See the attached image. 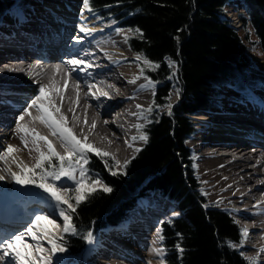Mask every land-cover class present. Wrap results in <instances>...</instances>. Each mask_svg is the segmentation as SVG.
<instances>
[{
  "label": "bare ground",
  "instance_id": "1",
  "mask_svg": "<svg viewBox=\"0 0 264 264\" xmlns=\"http://www.w3.org/2000/svg\"><path fill=\"white\" fill-rule=\"evenodd\" d=\"M25 7L22 10L21 6H11L0 19V63L10 62L0 69V100H5L0 102V155L7 148L3 138L18 149L8 157V163L0 160V176L4 177L0 180V238L24 232L35 215L54 211V203L49 205L44 196L32 198L33 193L19 194L17 183L8 171L11 168L19 173L20 168L12 158L25 164L28 155L16 142L9 140L14 131H18V123L48 137L56 151L65 154V146L59 136H53L44 124L33 122L27 115L23 121L19 120L24 115L23 109L39 95L42 84H49L52 79L56 81L62 95L55 92L49 95L78 140L84 141L87 137L86 143L112 152L121 162L131 155L139 142L132 137L140 135L137 126L143 124L141 112L147 118L151 115L147 110L158 104L153 101V86L141 88L150 79H145L143 73L123 67L127 59L120 50L119 39L110 36L113 27L101 28L98 22L89 19L90 11L68 5L64 0H29ZM82 26L92 32L86 35L80 31ZM25 53L36 57V61L32 63L25 59ZM72 56L83 58L92 66L85 72L71 73L65 85V72L69 66L64 62ZM56 64L62 65L59 73H55ZM133 79L136 82L130 83ZM89 85L94 87L89 89ZM101 92L108 95L103 96ZM28 111L33 116L38 114L34 107ZM195 119L202 122L203 129L200 136L196 135L190 141V146L197 152V165L201 180L206 184L207 195L215 203L233 206L236 212L235 206H238L240 216L247 221L244 226L250 230V235L245 237L250 245L246 244L244 249L252 257L256 256L259 264H264V251H261L264 249V116L247 110H226L218 117ZM157 198L162 201H157ZM55 211L57 214L52 218L62 222L58 209ZM177 211L174 204L157 193L139 197L136 206L128 211L127 222L114 231H108V234L117 232L115 236L118 238L115 240L102 235L93 252V263L158 264L153 255L143 257L140 250L143 243L140 242L144 241L139 242L132 237L127 242L123 240L124 236L129 233L142 238L148 236L147 233L165 215L173 216L178 214ZM55 231L60 235L62 227ZM25 241L34 243L29 236H25ZM43 243L48 245L47 241ZM15 247L25 251L22 244ZM53 258L54 264L70 262L63 252Z\"/></svg>",
  "mask_w": 264,
  "mask_h": 264
},
{
  "label": "trees",
  "instance_id": "2",
  "mask_svg": "<svg viewBox=\"0 0 264 264\" xmlns=\"http://www.w3.org/2000/svg\"><path fill=\"white\" fill-rule=\"evenodd\" d=\"M229 1L90 0L92 13L129 33L126 45L133 56L140 54L159 65L142 67V75L164 82L169 74L166 61L173 63L178 96L171 115L164 112L149 118L143 131L148 140L126 169L115 166L110 156L101 159L87 153V174L112 191L97 186L96 191L85 192L87 198L72 215L77 233L64 236L69 254H81L87 232L95 235L103 226L120 223L139 196L153 192L167 197L181 213L161 225L166 264H248L238 248L241 229L226 210L205 202L185 145L195 130L192 115L218 107L223 88L241 99H252L264 87V63L258 67L249 55L256 48L264 60V0H238L246 13L239 16L243 37L222 15ZM14 3L0 0V16ZM168 90L166 83H159L153 101L167 104ZM105 161L117 175L111 174ZM52 163L58 161L53 158Z\"/></svg>",
  "mask_w": 264,
  "mask_h": 264
},
{
  "label": "snow or ice",
  "instance_id": "3",
  "mask_svg": "<svg viewBox=\"0 0 264 264\" xmlns=\"http://www.w3.org/2000/svg\"><path fill=\"white\" fill-rule=\"evenodd\" d=\"M83 2L88 11H93L90 6V0H83ZM80 31L84 32L86 35L92 32V30L88 29L86 26H82ZM135 31L139 32V29H136ZM136 58L137 60L142 59L144 64L150 65L153 68L159 67L158 64H154L152 61L148 60L147 57H142L140 54H137ZM64 64L69 66L65 72V85H67L68 78H70L71 73L85 72L87 68L92 66L83 58H77L76 56H72V58L66 60ZM61 69V64L54 65L55 73L61 72ZM143 71L144 69L141 68V74ZM145 79H147V77H145ZM129 82L135 83L136 80L133 79ZM154 83L155 82L149 80L148 84L141 85V88L154 86ZM76 87L79 89V84H77ZM93 87L94 85H89V89ZM52 92L62 95L61 90L56 87V81L54 79H52L49 84H42L39 87V95L32 100L27 108L23 109L24 115H21L19 120L23 121L24 116L27 115L31 117L33 122L39 121L41 124H44L51 130V134L53 136H59L61 143L65 146V154H61L56 151L52 142L48 140V137L41 135L34 128H28L26 125L18 123V131L24 133V135L20 137L21 142L27 148L28 140L26 139V136L31 135L34 148H29V152L34 150L38 153V155L35 157V163L32 165L31 169H29L27 165L23 164L22 161L17 162L15 157H13L12 162L17 164V167L20 168V172H14L11 168H9L8 171L10 172L12 179L17 184L35 185L37 188L43 190L44 193H47L49 199L54 202V211L46 215H35L34 219L30 221V226L26 227L24 232L13 233L0 238V262H3V264H53V257L57 253H62L66 250L63 235L57 236L55 231L60 227L57 220L52 218L53 215L57 214L55 210L58 209V216L62 218L63 221L62 232L65 234H76L77 229L72 222V215L76 212V208L87 198L86 193L82 191L85 182L90 181L91 185H93V187L89 190L91 192L97 190L95 187L97 185L101 186L100 190L103 192L109 193L112 191V188L107 185H103L99 178L90 177L84 167V165L88 163V152L95 153L97 156L101 157V159L108 157L109 153L101 152L93 145L86 143L87 137H84V141L76 138V136L72 133V130L66 126V118L60 114L61 109L56 106L53 99L49 95V93ZM92 94L95 95V93ZM100 94L103 96L108 95L107 92H101ZM78 95L79 93L77 92V97ZM78 102L79 101L77 99V103ZM33 107L38 113L35 116L28 111V109ZM168 108L171 109V104L168 105ZM147 111L150 112L152 109L149 108ZM168 114L171 115V111H169ZM140 116L142 119L146 118L144 117L143 112H141ZM92 127H95V123H93ZM142 129L143 125H138L137 130L140 132V135L138 137L134 136L132 139L134 141L136 139H140L146 143L148 136L142 131ZM40 142L44 143L46 150H42ZM135 150L137 152L140 151V149ZM16 151H18V149L15 148V146L8 145L4 154L0 155V160L8 163V157ZM53 158L58 161L57 165L52 163ZM111 159L115 161V157H111ZM81 161H83V163H81ZM129 163L130 161H125L124 165L120 166L119 161H115V166L126 169ZM105 166L109 168L112 175L115 176L118 174L116 171H112V167L109 166L107 161H105ZM77 173L79 174V179H77ZM62 178H67V180L72 181V186L64 184L58 185L57 182L61 181ZM3 179L4 177L0 176V180ZM70 193H74V195H70ZM73 199L75 201L74 204L70 202ZM160 231L161 230H158V239L162 242L164 237L159 234ZM241 235L242 237H247L248 230L241 229ZM25 236L31 237V240L34 241V243L26 242ZM82 238L86 239L89 243L93 242V235L90 231ZM44 241H47L48 247L44 246ZM243 243L244 240H241V245ZM16 244H22L25 251L21 252L18 250L15 247ZM230 246L234 247V245ZM176 247L179 251L183 252V249L180 248L179 245ZM154 251L157 255L163 257L166 249L156 248ZM261 251H264V249H261ZM161 264H164L163 259L161 260ZM248 264H259V261L255 257L248 258Z\"/></svg>",
  "mask_w": 264,
  "mask_h": 264
},
{
  "label": "rangeland",
  "instance_id": "4",
  "mask_svg": "<svg viewBox=\"0 0 264 264\" xmlns=\"http://www.w3.org/2000/svg\"><path fill=\"white\" fill-rule=\"evenodd\" d=\"M15 1H16V3H14V4L18 5V6H21L20 9L24 10V9H26L25 6L27 5L29 0H26V2L24 4H20V2H18V1H21V0H15ZM61 1H63V0H61ZM64 1L68 5H71V6H74V7H77V8H82L84 10L87 9L84 6L83 0H74V1L73 0H64ZM239 11H240V13H239ZM5 14H6V12H3L2 16H0V19L4 18ZM237 14H239L241 16L245 15V12L242 9L241 5H237L235 3H228L222 8V15H223V17L224 16L227 17V19L224 17L226 20H228V17L233 18ZM89 19L92 20L93 22H98L100 24L101 28H103L104 26L113 27V29H112L113 31L110 34V36L113 37V38L119 39V41H120V44H121L120 50L123 51V53H124V55H125V57L127 59V61H126L127 63H124V65H123L124 68L127 67V69H129V70H131V71H133L135 73H140L141 74L140 70H141L142 67L150 66V65L144 64V62L142 60H137L136 56H133V54L129 51V49H128L127 45H126V38H127V36H129V33L127 31L119 30L116 27L114 22L107 21L104 18H99L94 13H92V14L89 13ZM228 21H229V23H232V21H230V20H228ZM247 30H249V27H247ZM239 34L242 37L244 35V31L241 30V28H239ZM250 39L252 40V39H254V37L251 36ZM249 55L251 56L252 60L256 63V65L258 67L263 68L264 60L262 59L258 49L252 48L249 51ZM166 64H167L168 69H169V74L164 79V82H162V81H159V82L158 81H154L155 83H154L153 88H154V91H155L159 83H161V84L162 83H164V84L166 83L169 86L168 96H167V98H168L167 99V104L154 106L152 111H150V112L148 111V113L149 114L151 113V115L149 117L143 119V124H146L148 122V120H149L148 118H150V119L151 118H155V117H158L160 114H162L164 112L169 113V111H172V106L177 101L178 83H177V80H176L175 68H174L173 63L171 61H169V60L166 61ZM88 78L90 79V77H87V79ZM221 94H222L221 95L222 97L220 99V105L218 107H216L213 110H209V112H207L208 114H204L206 117H198V116H204L203 114H198V116H196L195 118H208V116H212V118L213 117H218L219 113H221L223 111H226V110H232V111H234V110L235 111H237V110H247L249 112L258 113V114H261V115L264 116V87L259 88L256 91L255 97L252 98V99H247V98L241 99V97H239V95L235 91H233V90H231L229 88H223L222 91H221ZM153 99H154V97H153ZM169 104H171V109L168 108ZM250 108H253V109H250ZM195 118L192 116V120H193L192 121V125H193V128L195 129L196 132L189 137V140L186 142L185 145H186V147L188 149H190L191 154H192V158L194 159V161H193L194 168H195V175L194 176L196 177L197 183H199V185H200L201 195L204 197V200H205L206 203L210 204L213 207H217V208H221V209L226 210L228 215L238 225V227L240 229H247L248 230V236H249L250 235V230L248 228H245L246 226L244 227V225H246L245 223H247V221H245L243 219V217L240 216L241 214H239L238 206H235L236 209H237V212H236V211H234L232 209L233 206L215 203L207 195L206 184L204 182H202V180H201L199 169H198L199 167L197 165L198 164L197 160H196L197 152L194 151V147L190 146V141H192L193 138L196 137V135L200 136V134H202V133H200V131L203 129L202 122L198 121V119H195ZM146 119H148V120L146 121ZM12 136L13 137L10 138L9 140L11 142H16L20 147H22V151L25 154H28L27 158H26V161H25V165H27L28 168L31 169L32 165L35 163V157L38 155V153H36L34 150L32 152H29V148H34V146L32 144V137H29V136L27 137L26 136V139L28 140V147L26 148L24 146V144L21 142V139H20V137L22 136V133H20L18 131H16V132L14 131V134ZM0 139H2V138H0ZM3 140H4L3 141L4 144L6 143L5 145L8 146L9 145L8 144V140L6 138H3ZM117 142H120V140L117 141ZM143 144H144V141L139 139V142L137 143L135 149H140L143 146ZM40 145H41L42 150H46V146L44 145L43 142H40ZM95 148H97V147H95ZM5 149H6V147H5ZM97 149H99V148H97ZM135 149H134L133 153L132 152L130 153L132 155H130L125 160L130 159L134 155V153L136 152ZM100 151L101 152H105V151H102V150H100ZM109 152H106V153H109ZM109 156L110 157H115L112 154V152L109 154ZM125 160H123V161H125ZM115 161H119L120 162L121 160H117L115 158ZM81 163H83V161H81ZM119 165L122 166L123 164L119 163ZM118 168H120V167H118ZM92 178H97V177H92ZM77 179H79V174L78 173H77ZM58 182L59 183L61 182L64 185H67V186H72V181L67 180V178H62L61 181H58ZM97 186H99V185H97ZM97 186H95V187H97ZM92 187H93V185H91L90 181H86L84 186H83V188H82V191L86 192L87 190L91 189ZM99 187H101V186H99ZM17 189H18V193L20 192L19 194H27V193L30 194V193H33L32 198H39L37 196H42V197L44 196L45 197L44 199L48 200V201L47 200L46 201L49 202V205L54 203L53 201H51L49 199L47 193L41 192L43 190H41V189L39 190V188H37L35 185H31V184H17ZM70 195H74V193H70ZM17 198L19 199V197H17ZM18 199H14V201L18 200ZM150 200H152V198L149 199V201ZM157 201L161 202L162 199L161 198H157ZM70 202L74 204L75 201L73 199ZM65 207H66V205H65ZM20 209H21V206H20ZM174 211L176 212L175 209H174ZM177 212H178V214L175 213V215L173 214V216L165 215V217L162 218L158 222V224H156V226L151 231H149V233H147V235L149 237L145 236V237L142 238V236L141 237L140 236L137 237V236L134 235V233H129V235L124 236L123 240L128 242L129 240H132V237H133V240L135 239V240H137L139 242L140 241H144V242H140L141 244L143 243V245L140 246V250H141L142 254L144 255L143 257L146 258L145 256L149 257L150 255L151 256L153 255L152 258L154 257V260L156 259L155 261L158 264H161V260L163 259L164 256L161 257L160 255H157L156 252L154 251V249H156V248H164L163 247V243L160 242L159 239H158V230H161V224L163 222L169 221L173 217L180 216L179 211H177ZM57 223L60 225L59 229L61 227L63 228V221L62 222L59 221ZM69 234H71V233H66L65 234V233L62 232V233H60V235H57V236H61V235L64 236V235H69ZM159 234H161V231L159 232ZM102 235L107 236V238H112V237H114V239L118 238L117 236H115L117 234H114V233L113 234H111V233L108 234V232L100 231L99 234L97 235V237L93 238V242L92 243H88L87 248L84 250L83 254L80 255L81 258L72 257V256L68 255L67 250H65L63 252V253H65V259L66 260L68 259V261L70 260L69 264H72L71 263L72 261H73V264H95V263H93L94 262V260H93V257H94L93 256V252L97 249L96 247L100 244V242L102 240ZM246 238L242 237V235H241V239L244 240V243L242 245L241 244L238 245V248L241 251V254L246 259L253 258V257L257 258L256 256L252 257L251 255H249L248 251L244 249L246 244L250 245V242L248 243V240ZM44 246H45V244H44ZM92 246H93V248H91ZM45 247H48V245H46ZM85 255H86V258H85ZM54 263L55 262L53 260V264ZM164 264H166V263L164 262Z\"/></svg>",
  "mask_w": 264,
  "mask_h": 264
}]
</instances>
